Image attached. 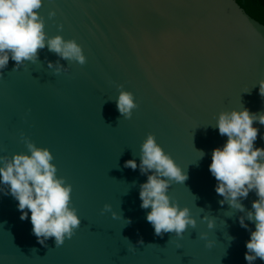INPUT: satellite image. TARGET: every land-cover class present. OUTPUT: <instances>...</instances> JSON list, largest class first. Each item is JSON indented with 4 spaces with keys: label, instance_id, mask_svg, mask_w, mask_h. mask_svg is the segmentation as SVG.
I'll return each instance as SVG.
<instances>
[{
    "label": "water",
    "instance_id": "water-1",
    "mask_svg": "<svg viewBox=\"0 0 264 264\" xmlns=\"http://www.w3.org/2000/svg\"><path fill=\"white\" fill-rule=\"evenodd\" d=\"M39 13L47 35L75 40L86 63L47 47L35 61L9 60L0 75V156L27 153L26 141L48 148L72 186L80 225L62 245H41L18 202L0 192V264H247L244 213L220 205L209 164L227 140L214 126L220 112L264 111V24L237 0H43ZM121 91L135 97L131 118L117 109ZM253 126L264 148V125ZM149 133L188 174L168 191L196 219L182 237L155 235L140 206L147 174L124 166L139 165ZM255 199L253 191L241 203L248 210Z\"/></svg>",
    "mask_w": 264,
    "mask_h": 264
},
{
    "label": "clouds",
    "instance_id": "clouds-1",
    "mask_svg": "<svg viewBox=\"0 0 264 264\" xmlns=\"http://www.w3.org/2000/svg\"><path fill=\"white\" fill-rule=\"evenodd\" d=\"M42 4L43 0H0V75L10 59L16 66L35 61L38 50L45 47L62 59L86 63L83 50L75 40L47 35L39 13ZM54 15L55 12L49 13L50 17ZM52 66L50 62L49 67ZM259 95L264 97V80L259 81ZM116 106L125 118H131L137 104L131 92L121 91ZM254 122L264 125V111L251 112L242 107L220 112L214 126L227 140L223 146L213 149L209 164V171L217 181L215 192L223 197L220 205L227 203L244 213L239 217V224L250 232L245 242L247 264H254L257 259L264 261V148L255 146L259 129L253 126ZM26 146L27 153H16L11 158L0 156V186L7 188L5 191L0 187V192L10 194L18 202L20 219H30L32 234L38 243L43 245L45 240L54 238L55 245L60 246L80 225L77 211L71 206L72 186L57 176L54 157L48 148L38 147L31 141H26ZM201 154L202 158L203 151ZM124 166L133 170L139 167L141 173L147 174L146 181L140 185V206L150 209L146 220L156 236L175 233L182 237L189 226L196 227L190 209L180 207L168 194L172 182L184 183L188 174L164 151L153 134L149 133L140 146L139 165L130 159ZM253 191L257 199L246 210L241 201ZM109 207L105 205V210ZM204 219L212 229L214 220ZM246 220L254 224V229L249 228ZM206 237V233L201 234L202 239ZM211 243L208 241V246Z\"/></svg>",
    "mask_w": 264,
    "mask_h": 264
},
{
    "label": "trees",
    "instance_id": "trees-1",
    "mask_svg": "<svg viewBox=\"0 0 264 264\" xmlns=\"http://www.w3.org/2000/svg\"><path fill=\"white\" fill-rule=\"evenodd\" d=\"M253 18L264 24V0H237Z\"/></svg>",
    "mask_w": 264,
    "mask_h": 264
}]
</instances>
